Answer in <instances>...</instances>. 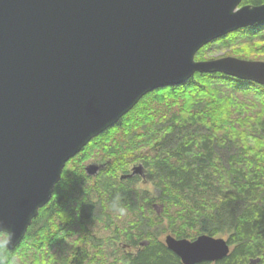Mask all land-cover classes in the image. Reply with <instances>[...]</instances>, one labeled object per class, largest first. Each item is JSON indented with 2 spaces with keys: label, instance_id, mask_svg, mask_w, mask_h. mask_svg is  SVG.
Returning <instances> with one entry per match:
<instances>
[{
  "label": "trees",
  "instance_id": "16d2710c",
  "mask_svg": "<svg viewBox=\"0 0 264 264\" xmlns=\"http://www.w3.org/2000/svg\"><path fill=\"white\" fill-rule=\"evenodd\" d=\"M223 48L264 60V22L211 41L195 59ZM88 161L104 166L89 176ZM138 164L152 194L135 189L139 175L120 178ZM115 195L130 216L125 227L110 208ZM202 233L226 236L230 249L196 264H264V86L222 73L196 72L141 97L66 162L23 239L0 255L19 264H182L160 236Z\"/></svg>",
  "mask_w": 264,
  "mask_h": 264
},
{
  "label": "water",
  "instance_id": "95a60500",
  "mask_svg": "<svg viewBox=\"0 0 264 264\" xmlns=\"http://www.w3.org/2000/svg\"><path fill=\"white\" fill-rule=\"evenodd\" d=\"M241 1L0 0V228L15 233L13 249L66 162L147 93L196 72L264 86V60L195 59L211 41L264 22V2ZM134 175L144 178L141 164L120 178ZM164 243L182 264L215 262L230 249L205 233L166 234Z\"/></svg>",
  "mask_w": 264,
  "mask_h": 264
},
{
  "label": "clouds",
  "instance_id": "9594fccd",
  "mask_svg": "<svg viewBox=\"0 0 264 264\" xmlns=\"http://www.w3.org/2000/svg\"><path fill=\"white\" fill-rule=\"evenodd\" d=\"M149 187L150 185H142ZM110 208L118 218H124L128 215L127 207L121 202V196L115 195L111 201ZM15 233L0 228V254L7 253L13 249ZM20 258L13 256L11 258L0 255V264H19Z\"/></svg>",
  "mask_w": 264,
  "mask_h": 264
},
{
  "label": "rangeland",
  "instance_id": "374dc122",
  "mask_svg": "<svg viewBox=\"0 0 264 264\" xmlns=\"http://www.w3.org/2000/svg\"><path fill=\"white\" fill-rule=\"evenodd\" d=\"M241 5H243V3H242ZM228 51H229V48H223V49H219V50H217V51H208V52H206V54H205V58H206V59H209V58L219 57V56L224 55V54H225L226 52H228ZM197 60H198V59H197ZM200 60H202V59H200ZM89 163H93V161H88V162H86L85 165H84V167H85L87 164H89ZM133 166H134V165H133ZM133 166L130 167L129 171L131 170V168H132ZM142 185H150V188H149V187H142ZM135 189H136V190H148V191H150L151 194L154 192V187H153L152 183H151L149 180H147L146 178H142L141 176H139V177L136 179ZM159 209H160V205H159V204H155V205H154V210L159 211ZM129 217H130V216L127 215V216L124 217V218H118L119 225H120L121 227H122V225H123V227H125L126 225H124V224H126V221L128 220ZM96 230H97V229H96ZM99 234H104V231H101V230L99 229ZM164 236H165V235L160 236V238L163 239ZM215 237H222V238L226 239V236H224V235H223V236H222V235H218V236H215ZM187 239H188V238H187ZM193 239H194V238H193ZM190 240H192V239H190Z\"/></svg>",
  "mask_w": 264,
  "mask_h": 264
},
{
  "label": "flooded vegetation",
  "instance_id": "af4514ba",
  "mask_svg": "<svg viewBox=\"0 0 264 264\" xmlns=\"http://www.w3.org/2000/svg\"><path fill=\"white\" fill-rule=\"evenodd\" d=\"M258 24H260V23H258ZM258 24H256V25H258ZM130 171H131V170H130ZM130 171H129V172H130ZM142 178H143V177H142Z\"/></svg>",
  "mask_w": 264,
  "mask_h": 264
}]
</instances>
